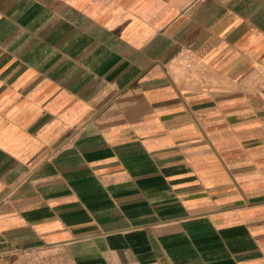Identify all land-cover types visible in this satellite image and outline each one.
Instances as JSON below:
<instances>
[{"label":"crops","instance_id":"0c3cea01","mask_svg":"<svg viewBox=\"0 0 264 264\" xmlns=\"http://www.w3.org/2000/svg\"><path fill=\"white\" fill-rule=\"evenodd\" d=\"M264 264V0H0V264Z\"/></svg>","mask_w":264,"mask_h":264},{"label":"built area","instance_id":"2783aa9c","mask_svg":"<svg viewBox=\"0 0 264 264\" xmlns=\"http://www.w3.org/2000/svg\"><path fill=\"white\" fill-rule=\"evenodd\" d=\"M132 264H134V263H132Z\"/></svg>","mask_w":264,"mask_h":264}]
</instances>
